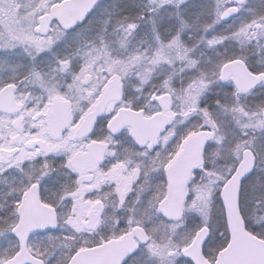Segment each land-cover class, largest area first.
<instances>
[{
    "label": "snow or ice",
    "instance_id": "6c2138e0",
    "mask_svg": "<svg viewBox=\"0 0 264 264\" xmlns=\"http://www.w3.org/2000/svg\"><path fill=\"white\" fill-rule=\"evenodd\" d=\"M0 264H264V0H0Z\"/></svg>",
    "mask_w": 264,
    "mask_h": 264
}]
</instances>
